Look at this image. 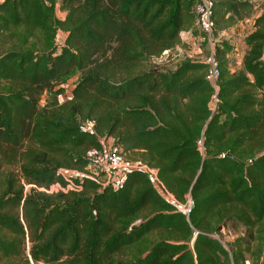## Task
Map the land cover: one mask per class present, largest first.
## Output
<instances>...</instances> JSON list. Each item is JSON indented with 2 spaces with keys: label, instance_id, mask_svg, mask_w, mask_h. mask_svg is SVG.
Listing matches in <instances>:
<instances>
[{
  "label": "trees",
  "instance_id": "16d2710c",
  "mask_svg": "<svg viewBox=\"0 0 264 264\" xmlns=\"http://www.w3.org/2000/svg\"><path fill=\"white\" fill-rule=\"evenodd\" d=\"M194 4L0 0V264H264V13L231 71L232 46L218 37L253 5L213 0L214 93L202 59L151 63L181 32L202 36ZM107 139L176 199L190 196L189 214L136 169L118 188L84 178L78 192L38 190L64 183L60 168L89 172ZM229 227L239 235L224 245Z\"/></svg>",
  "mask_w": 264,
  "mask_h": 264
},
{
  "label": "built area",
  "instance_id": "2783aa9c",
  "mask_svg": "<svg viewBox=\"0 0 264 264\" xmlns=\"http://www.w3.org/2000/svg\"><path fill=\"white\" fill-rule=\"evenodd\" d=\"M263 13H264V0ZM195 27L202 33V42L206 43L207 54L202 59L207 64L206 79L211 85L214 93L217 90V80L220 74L218 61L214 55V45L217 37H214V21L213 15V0H195ZM168 51H164L167 54ZM213 109L215 107L216 99L213 100ZM105 143V142H104ZM93 166L89 172L78 171L74 169L57 170L58 176L64 181L61 183L56 181L48 187H39L38 190L51 194L56 192L67 193L69 191L78 192L82 189L81 183L84 178L91 179L97 182L100 186H111L118 188L123 182L126 173L131 170L144 171L149 177L151 183L156 189L157 193L177 211L184 215H188L192 207V199L190 196L186 197L185 202H181L163 185L158 178L156 169L139 161L128 159L116 147L110 145L105 157L98 161V164Z\"/></svg>",
  "mask_w": 264,
  "mask_h": 264
},
{
  "label": "rangeland",
  "instance_id": "374dc122",
  "mask_svg": "<svg viewBox=\"0 0 264 264\" xmlns=\"http://www.w3.org/2000/svg\"><path fill=\"white\" fill-rule=\"evenodd\" d=\"M252 5H253V10L251 12V14L244 20L238 21L237 23H235L234 25H232L231 29H229V31H231L227 36L223 35V37H221V39L228 41L229 43H233V56L231 57V61H230V69L231 71H237L241 69V57H240V53L243 50V35H246L249 33V31L251 32L252 30V19L254 17V15L256 14H262L263 13V3L262 0H248ZM65 13L62 11V9L59 7V5H57V9H56V16L59 19H63ZM66 33L63 31H58L55 37V44L57 46L62 45L64 39H65ZM207 45L206 43H204L203 45L201 44L200 47L195 46L193 44H186V43H182V45L178 46L174 51H172L171 53H167L164 54V57H161L160 59L157 60H153L151 63L153 65H158L160 67H165L166 69H170L172 68L179 59L185 58V57H189V58H193V59H203L206 54H207ZM198 49H200V52H198ZM167 55V56H166ZM78 78V74L74 73L73 75H71L63 84V92L59 95V100L63 101L65 99H68L71 97V89L73 87V85L75 84L76 80ZM45 97V96H44ZM43 97V98H44ZM83 127L85 129H91V125L89 123H86L83 125ZM108 142L109 145H107L106 143ZM113 141L112 140H105V145L104 148L102 150V152L100 154H98V158L96 160H92L93 164H98V161L103 159L108 151V148L110 145L113 146ZM95 158H97V156H95ZM28 188V187H27ZM140 222V218L135 219V221L132 223L131 226L138 224ZM227 234L225 235V237L221 240V243L226 245L231 243L238 235H239V229H233L231 227L226 228ZM26 246H29V242L26 241ZM247 264H250V262L248 261Z\"/></svg>",
  "mask_w": 264,
  "mask_h": 264
},
{
  "label": "crops",
  "instance_id": "0c3cea01",
  "mask_svg": "<svg viewBox=\"0 0 264 264\" xmlns=\"http://www.w3.org/2000/svg\"><path fill=\"white\" fill-rule=\"evenodd\" d=\"M195 29H197L196 27H194ZM229 29H231V28H228L227 30H224L222 33H220V35H219V37L218 38H220V37H223V35H228L231 31H229ZM198 30V29H197ZM199 32V31H198ZM249 33H250V31H249ZM247 35V34H246ZM246 35H243V39H244V37L246 36ZM217 38V40H219ZM180 39H181V41H182V43L184 44V43H186V44H193V45H195V46H198V47H200L201 46V43H202V39H201V36H199V35H197V36H195V35H192V34H190V32H188V31H185V32H181L180 33ZM242 44H243V50H242V52L240 53V57L242 58V56H243V54L245 53V50H246V45H245V43H244V40L242 41ZM230 45L231 46H233V43H230ZM234 51L235 50H233V47H232V50H231V52H230V54H229V56L228 57H232L233 56V53H234ZM198 52H200V49H198ZM240 62H241V60H240ZM109 140H112V139H107V141H109ZM113 141V140H112ZM107 145H109L108 144V142L106 143ZM113 144V143H112ZM104 148V147H103ZM102 152V151H101ZM101 152H96V151H90L89 152V154H88V156L90 157V159L91 160H96V159H99L98 158V154H100ZM95 156H97V158H95Z\"/></svg>",
  "mask_w": 264,
  "mask_h": 264
}]
</instances>
